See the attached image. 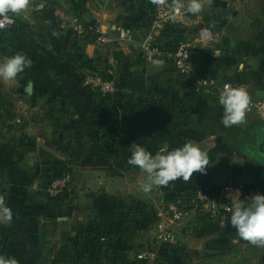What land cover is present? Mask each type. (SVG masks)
<instances>
[{"label": "crops", "instance_id": "obj_1", "mask_svg": "<svg viewBox=\"0 0 264 264\" xmlns=\"http://www.w3.org/2000/svg\"><path fill=\"white\" fill-rule=\"evenodd\" d=\"M150 1L57 0L60 20L46 33L40 30L38 45L28 38L26 55L51 73L54 85L35 87L20 76L0 80V93L11 104V116L6 109L0 118V199L12 212L10 222L0 218V241L6 244L4 255L17 264H88L83 251H74L80 230L107 233L109 246L101 253V264H171L157 240V223L162 218L159 203L175 195L177 185L183 191L201 183L223 188L231 181L236 189L229 197L238 190L244 200L240 187L264 181L262 121L246 112L242 124L225 127L223 107L213 97L196 93L190 78L171 63L142 57V44L161 34L149 25ZM173 1L185 5V19L172 26L179 46L190 49L197 70L209 66L217 71L218 82L244 88L250 102L262 99L264 0H201L199 14L186 11L188 0ZM38 7L44 9L43 4ZM41 12L49 23L47 13L55 11ZM94 24L109 40L102 51L88 32ZM122 30L129 33L128 40L119 38ZM205 30L212 41L204 40ZM56 36L62 37L61 45ZM116 50L126 84L135 75L145 76V95L129 93L119 101L83 86L90 74L83 59L100 70ZM139 96L159 104L141 106L136 103ZM103 126L113 130L103 133ZM170 131L206 152L209 165L187 182L181 178L145 192L147 174L127 162L130 146L139 143L152 154L168 150ZM44 167L50 171L43 172ZM60 169L71 174L72 183L51 199L46 184ZM133 202L147 206L153 217L135 215ZM231 207V199L222 205ZM221 213L214 219L208 206L189 209L175 236L190 259L201 262L209 256L214 261L233 247L253 245L225 220L229 212Z\"/></svg>", "mask_w": 264, "mask_h": 264}, {"label": "clouds", "instance_id": "obj_2", "mask_svg": "<svg viewBox=\"0 0 264 264\" xmlns=\"http://www.w3.org/2000/svg\"><path fill=\"white\" fill-rule=\"evenodd\" d=\"M30 5V0H0V16L5 19L13 15L22 14ZM183 3H177L176 9H184ZM203 9L201 0H188L186 11L199 14ZM4 24L0 23V28ZM32 61L25 54L17 53L0 63V80H15L18 74L31 68ZM250 102L247 91L242 87L225 86L219 97V104L223 107L222 124L225 127L242 124L246 117ZM131 156L128 164L138 167L147 174V182L142 185L143 191L149 192L153 186H167L170 181L183 179L185 182L194 173H204L209 159L206 152L194 143H186L175 150H163L156 154L150 153L139 143L130 146ZM232 207L230 222L240 238L256 246H264V194H254L242 200L239 191L231 195ZM245 200L247 202H245ZM0 218L11 221L12 212L3 205L0 199ZM0 264H17L13 257L0 254Z\"/></svg>", "mask_w": 264, "mask_h": 264}, {"label": "built area", "instance_id": "obj_3", "mask_svg": "<svg viewBox=\"0 0 264 264\" xmlns=\"http://www.w3.org/2000/svg\"><path fill=\"white\" fill-rule=\"evenodd\" d=\"M185 14L182 10L177 12L176 4L173 0H158L155 7V13L152 20V29L155 34L162 31L166 26L176 24L185 19ZM9 19L2 18L0 23L4 24L0 31H5L14 27L18 18L9 17ZM89 34L94 38V43L99 50H104L109 44V40L103 33L100 25L94 24L88 29ZM204 40H213L210 32L205 30L202 32ZM119 38L121 40H128L129 33L127 31H120ZM116 52H118L116 50ZM163 51L159 42L152 36L147 39L141 46V55L144 60L151 62L159 59L163 55ZM171 64L174 69L182 76L190 78V81L196 93L207 94L213 96L214 100L219 104V97L224 90L225 86L238 87L230 82L220 83L218 80L212 79L207 76H200L197 72L196 64L193 59L190 49L181 45L176 52L170 55ZM118 62L114 57L110 58L107 65L100 69L99 72L90 73L83 79V86L92 90L99 95L105 97L118 93V85L120 84V77L117 74ZM247 112L255 114L264 124V97L255 102H249ZM71 176L65 175L60 179H56L47 188L46 193L50 198H57L58 195L65 191L70 184ZM236 189L233 182H228L227 185L221 188L218 196L208 191H198L191 201V204L184 203L181 200L175 202H165L164 207L161 209L162 214L159 222L157 223V240L165 247L176 246L177 240L175 232L181 228L184 220L189 216V208L195 206H208L209 214L212 218L216 219L221 215V211L229 212L230 208L222 209V205L229 199V194ZM242 190V187H240ZM244 193V192H243ZM245 198H250L252 195H245ZM222 209V210H221ZM225 220L230 218L226 215Z\"/></svg>", "mask_w": 264, "mask_h": 264}, {"label": "trees", "instance_id": "obj_4", "mask_svg": "<svg viewBox=\"0 0 264 264\" xmlns=\"http://www.w3.org/2000/svg\"><path fill=\"white\" fill-rule=\"evenodd\" d=\"M34 1L36 2L37 5H42V4L44 5V9L42 11H45L47 9H51L53 11H56L60 7L57 0H34ZM75 1L76 0H72V2H75ZM157 1L158 0H151L150 1V12H151L150 13L151 19H149L151 21L149 24L150 26L152 25L153 15L155 13V7H156ZM21 23L22 22L20 20H17V23L14 27H12L11 29L2 31V32L10 34L11 36H14V37H20V35L18 36L17 34L19 32H20L19 34H22L21 33L22 24ZM173 27L174 26H172V25L166 26L161 31V34L157 38V41L159 42L161 49L164 53L163 55H161V57L158 60L164 61L166 63H171L172 59H171L170 55L173 54L174 52H176L177 49L180 47L179 46L180 41L176 38L175 29ZM21 36H23V35H21ZM55 40L57 41L58 45L62 44L63 39L61 36H56ZM4 51H5L4 53H6V55L9 56L8 50H4ZM113 57L118 62L117 74L120 77V84L118 85L119 91L116 94L108 95L105 97H107L108 99L118 97V99L120 101V100L126 99L127 94H129V92L126 89V81L124 79L125 77L122 74V65L123 64L119 61L121 59L120 54L118 52H115ZM83 60H84V62H83L84 68L89 70L90 73L99 72V69H97V67L94 66V63L92 60H89L88 58H84ZM124 70H125V67H124ZM125 71H127V70H125ZM197 72L200 76H207V77H210L212 79L218 80L217 71L212 69L209 66L200 67V68H198ZM21 75L24 78V81L32 82L35 87H50V86L54 85V83H55V80L52 78L51 73L47 69H45L41 63L36 62V61H32L31 68H26L25 71L23 73H21ZM138 99L139 100L136 103L141 105V106L144 104H148V103H151L154 105L159 104V101L151 99V98L147 99V100L146 99L142 100L143 97L139 96ZM10 108H11L10 102L5 100L2 96V94L0 93V118H1L2 112L5 111L6 109L9 111ZM135 111H137V109H135ZM8 115L11 116V111L8 112ZM102 130H103L102 131L103 133L109 134L108 131L113 130V129H107L106 126L105 127L103 126ZM116 133H117V131H116ZM168 134H169L168 135V150H175L179 147H182L184 144L188 143V141L184 140L181 135L176 134L175 132L170 131ZM21 140H23V138H21ZM21 144H24V142H21ZM67 174H68V171H65L62 169H60L59 172H56L55 176L52 179H50V181L46 184V190L52 184L53 181H55L56 179H60ZM176 188L177 189L174 191L175 195L168 198L167 201L175 202L177 200H181L184 203L191 204V201L193 200V198L195 197V194L198 191H208V192L214 193V195L218 196V194L221 190V188L210 186L207 183L196 184L190 188H186L183 191H180L178 185L176 186ZM242 191L244 192L245 195H254V193H256V192H260V193L264 194V181L261 179H257L255 184L242 186ZM51 199H55V198H51ZM130 210L137 216H142V217L151 216V217H153V215H154L153 211L148 210L147 206L143 205L142 203L133 202L132 208H130ZM230 214L231 213L227 214L229 216V218L231 217ZM229 221H230V219L227 222H229ZM75 239H76V242L74 244V251H76L78 254H81V251H83L82 247L87 248L81 254L85 263L101 264V258H100L101 253L103 251H106L108 249V246H109V239H108L107 233H105L103 231H96V230H94V231L80 230L76 233ZM5 245H6L5 242L0 241V254H4ZM91 246L93 248H95V250H97L98 252L91 250ZM234 248H236V247L231 248L228 252L229 253L232 252V250ZM164 252L173 261V262H171V264H174V263L179 262V260L177 258L180 257V260L182 259V257L186 253V250L183 247H181L179 244H177L176 246L165 247ZM219 258L221 259L222 257H219ZM213 259L209 256H206L205 261L211 262V261H213Z\"/></svg>", "mask_w": 264, "mask_h": 264}, {"label": "rangeland", "instance_id": "obj_5", "mask_svg": "<svg viewBox=\"0 0 264 264\" xmlns=\"http://www.w3.org/2000/svg\"><path fill=\"white\" fill-rule=\"evenodd\" d=\"M60 7L55 12L47 13L49 15V20H50L49 23H47V19L44 17V14L41 12L42 10L38 9L39 8L38 5H36L31 0L29 7L22 14H20V17H24L23 19H20V21L22 22L21 23L22 24L21 26L22 34H19L20 32L17 34L18 36L20 35V37H14V36H11L10 34L0 31V63H3L5 61L4 59H7L8 57L15 55L17 53H23L27 55L28 54L27 50L30 48L29 39H32V38L35 39L34 44L38 45L40 42L38 39L41 38L40 37L41 35H39L41 34L39 33L40 30H43V32L46 33L47 30H49V28L52 26L53 21L58 22L60 20L63 14V12L61 11L62 7L61 8ZM28 14H30L29 17H28ZM8 16L15 17V18L17 17L16 15H13L11 13H9ZM2 18L4 17L0 16V19ZM25 18H28V19H25ZM49 24L51 25L49 26ZM30 36L32 37L29 38ZM44 40H46L47 42L49 41L48 38H44ZM21 49L23 51H21ZM4 50H8L9 56H7L6 53H4L5 52ZM18 76L22 77L21 74H18ZM69 175L71 176V174ZM71 183H72V176H71L70 184L68 185L67 189L70 187ZM167 199L168 198H166L165 201ZM165 201H161L159 203V204H162L161 208L164 207ZM161 213H162V210H161ZM253 247L254 245H249L248 247H245L243 245L242 246L238 245L236 248L232 250V252L230 253L227 252V254L229 253L228 255L222 254L223 256L222 255L219 256V257H222L221 259L219 258L218 260H214L211 263H209V261L199 262L198 260L195 261L193 259H190L189 255L186 252L185 255L182 257V259L180 260V257L177 258L179 262L174 263V264H178V263L179 264H237V263L238 264H264V246L262 248H255V247L253 248ZM85 248L86 247L83 248V251H85L84 250ZM68 263H71V262H68Z\"/></svg>", "mask_w": 264, "mask_h": 264}, {"label": "water", "instance_id": "obj_6", "mask_svg": "<svg viewBox=\"0 0 264 264\" xmlns=\"http://www.w3.org/2000/svg\"><path fill=\"white\" fill-rule=\"evenodd\" d=\"M226 21V20H225ZM126 89L133 95H145L147 93L146 79L143 75H135L126 84ZM43 172H49L48 167L42 169Z\"/></svg>", "mask_w": 264, "mask_h": 264}]
</instances>
